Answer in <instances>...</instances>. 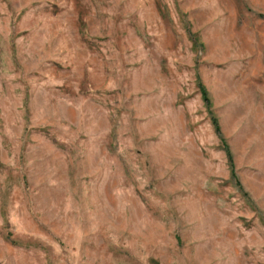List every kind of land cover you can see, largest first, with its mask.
I'll return each instance as SVG.
<instances>
[{
	"label": "rangeland",
	"instance_id": "rangeland-1",
	"mask_svg": "<svg viewBox=\"0 0 264 264\" xmlns=\"http://www.w3.org/2000/svg\"><path fill=\"white\" fill-rule=\"evenodd\" d=\"M0 264H264V0H0Z\"/></svg>",
	"mask_w": 264,
	"mask_h": 264
},
{
	"label": "trees",
	"instance_id": "trees-1",
	"mask_svg": "<svg viewBox=\"0 0 264 264\" xmlns=\"http://www.w3.org/2000/svg\"><path fill=\"white\" fill-rule=\"evenodd\" d=\"M199 93H200V97L202 100V104L204 106V109L206 111V114L208 115V119L210 121V125L212 126L214 133L216 134L220 145H221V149L224 153L225 159H226V164L228 166V170H229V177L231 180L234 181V183L237 185V187H240L238 185L237 182V178H236V174L234 172V168H233V162H232V157H231V153L230 150L227 146V144L225 143L224 139L222 138L220 131H219V126H218V122L216 117L213 115L211 109H210V102H209V98L207 96L206 90L203 87V85H201V83L198 82L197 84ZM240 189V188H239Z\"/></svg>",
	"mask_w": 264,
	"mask_h": 264
}]
</instances>
